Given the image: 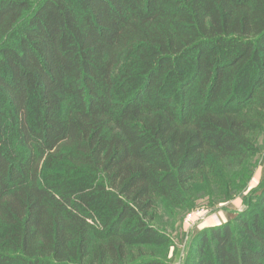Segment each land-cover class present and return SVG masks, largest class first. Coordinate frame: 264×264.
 Here are the masks:
<instances>
[{
	"label": "trees",
	"instance_id": "16d2710c",
	"mask_svg": "<svg viewBox=\"0 0 264 264\" xmlns=\"http://www.w3.org/2000/svg\"><path fill=\"white\" fill-rule=\"evenodd\" d=\"M260 136L264 0H0V264H169ZM249 197L183 264H264V170Z\"/></svg>",
	"mask_w": 264,
	"mask_h": 264
},
{
	"label": "rangeland",
	"instance_id": "374dc122",
	"mask_svg": "<svg viewBox=\"0 0 264 264\" xmlns=\"http://www.w3.org/2000/svg\"><path fill=\"white\" fill-rule=\"evenodd\" d=\"M37 3L39 0H33ZM260 143L264 147V137H259ZM263 156V158H262ZM262 164L256 161V164H247L244 168H238L236 174L238 178L234 180V183L240 184L247 169H251L248 180L242 188H238V184L232 186L234 189H239L233 198L227 201H221L213 205L207 197H200L196 200V205L185 212L181 217L175 219H169L167 225L164 226L165 234L170 239V244L163 247L154 248L153 251L156 257L163 259L169 264H183L190 252L191 243L190 239L193 231L197 229H208L212 226H218L221 224L223 217L226 218V213L230 212H243L247 209L250 210L249 195L251 190L257 187L262 178V170H264V150L261 154ZM232 183L231 179H228ZM217 219L219 222H217ZM212 243V239H210Z\"/></svg>",
	"mask_w": 264,
	"mask_h": 264
},
{
	"label": "built area",
	"instance_id": "2783aa9c",
	"mask_svg": "<svg viewBox=\"0 0 264 264\" xmlns=\"http://www.w3.org/2000/svg\"><path fill=\"white\" fill-rule=\"evenodd\" d=\"M217 222H219V220L217 219Z\"/></svg>",
	"mask_w": 264,
	"mask_h": 264
}]
</instances>
